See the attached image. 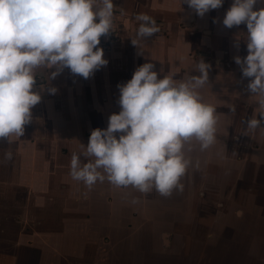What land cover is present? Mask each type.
<instances>
[{"label":"rangeland","instance_id":"obj_1","mask_svg":"<svg viewBox=\"0 0 264 264\" xmlns=\"http://www.w3.org/2000/svg\"><path fill=\"white\" fill-rule=\"evenodd\" d=\"M113 2L114 31L98 45L107 65L88 79L64 68L50 80L55 67L37 69L34 90L41 101L32 109L24 136L12 143L0 140V251L16 249L22 232L34 238L23 244L66 250L65 241L49 234L73 227L87 234L78 247L86 238L97 248L112 250L102 263L264 264V122L255 130L246 128L258 105L247 88L251 78L242 76L234 60L248 54L246 24L223 25L233 0L203 17L184 0ZM256 7H264V0ZM141 13L153 17L160 31L138 47L132 38ZM200 59L210 65L209 82L200 92L219 115L217 142L205 152L197 148L189 154L200 167L189 168L183 190L164 197L155 190L143 194L113 186L98 195L100 184L111 186L105 180L88 189L84 200L86 185L69 174L71 157L81 154L91 132L107 128L110 115L121 110L118 85L146 62L155 65L161 78L199 75ZM53 87L54 94L49 91ZM8 151L12 159L5 160ZM81 162H87L83 156ZM56 196L65 203L52 205ZM124 197L129 199L122 204ZM28 200L36 208L22 207ZM27 214L40 219L21 223Z\"/></svg>","mask_w":264,"mask_h":264},{"label":"clouds","instance_id":"obj_2","mask_svg":"<svg viewBox=\"0 0 264 264\" xmlns=\"http://www.w3.org/2000/svg\"><path fill=\"white\" fill-rule=\"evenodd\" d=\"M259 2L233 0L223 19L227 28L247 27L248 54L234 60L242 76L251 78L247 88L258 105L247 120L249 130L264 122V7L257 8ZM184 3L203 17L224 0ZM116 11L113 0H0V140L12 143L24 136L32 109L41 101L34 90L37 69L55 67L50 80L64 68L88 79L107 65L98 45L114 31ZM136 19L140 25L132 44L141 47L160 25L146 13ZM209 67L200 59L199 75L177 80L174 74L161 78L152 62L138 66L130 80L118 85L121 110L110 115L107 128L91 132L81 154H72L70 176L88 189L107 180L116 188L130 186L143 194L155 190L168 197L182 191L189 168L200 167L189 154L197 148L205 152L217 142L219 115L200 92L209 82ZM81 156L87 162L82 163ZM10 159L8 151L5 160Z\"/></svg>","mask_w":264,"mask_h":264},{"label":"crops","instance_id":"obj_3","mask_svg":"<svg viewBox=\"0 0 264 264\" xmlns=\"http://www.w3.org/2000/svg\"><path fill=\"white\" fill-rule=\"evenodd\" d=\"M45 96V95H44ZM45 98V97H44ZM47 98V97H46ZM73 121V120H72ZM99 194L106 192L108 189L114 190L113 185L110 187H102V185H99ZM103 189V190H102ZM84 194V200L86 198V191L88 188L83 187L81 189ZM103 192H102V191ZM116 194H118V190L116 189ZM125 191H122L124 194ZM121 196V195H120ZM122 197V196H121ZM127 197H124L122 200V204H124L127 200ZM129 199V197L127 198ZM133 199V197H132ZM65 198L56 196L54 200L51 202L52 205H55L57 207L60 206V204L65 203ZM36 202H30L29 200L22 204V207H25L26 210L35 207ZM35 210V209H34ZM28 213V212H27ZM102 213V212H100ZM99 216H102L101 214ZM98 216V217H99ZM40 218L35 217L31 215H25L23 220H21V223L25 222V224L30 223L31 221L39 220ZM40 221L44 222L45 220L41 219ZM59 223V219L56 220ZM62 221V220H60ZM65 223V222H63ZM62 223V224H63ZM70 222H68L69 224ZM68 226V225H67ZM73 228V227H72ZM72 228H68L65 232H58V233H50L51 239L57 238V241L63 240L67 244V249L62 250L59 247L55 248H47V247H38L37 244L29 243L23 244L22 241L34 239L32 235H29L28 232H22L19 237L20 245L14 250H3L0 251V264H109V263H102L105 258L106 252L112 251V250H105L97 248L96 245H94L91 242H85L86 238H84V244L78 247L79 245V239L82 240V237H86V232H83L79 230L80 232H76L72 230ZM81 233H83L81 235ZM3 241L6 240L2 238ZM37 239V238H36ZM168 259V258H167ZM167 259H165L167 261ZM68 261V262H66ZM169 261V260H168ZM167 261V262H168ZM110 264H113L110 262Z\"/></svg>","mask_w":264,"mask_h":264}]
</instances>
